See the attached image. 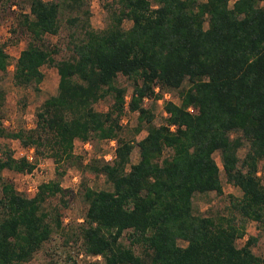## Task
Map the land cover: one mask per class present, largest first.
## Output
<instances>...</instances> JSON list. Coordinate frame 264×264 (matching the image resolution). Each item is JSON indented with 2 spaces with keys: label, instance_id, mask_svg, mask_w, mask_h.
Returning a JSON list of instances; mask_svg holds the SVG:
<instances>
[{
  "label": "trees",
  "instance_id": "16d2710c",
  "mask_svg": "<svg viewBox=\"0 0 264 264\" xmlns=\"http://www.w3.org/2000/svg\"><path fill=\"white\" fill-rule=\"evenodd\" d=\"M24 1L27 12L18 26L27 41L13 62L12 83L39 92L41 67L48 65L57 84L35 109L31 128L7 131L0 123V137L109 183V189L83 186L85 211L66 236L79 240L83 255L100 258L85 264H264V255L252 251L256 236L236 244L244 222L264 224L257 174L264 158V0H108L100 29L89 25L87 0ZM61 15L71 29L70 52L55 60V49L42 39L58 33ZM123 21L130 25L124 28ZM7 58L0 45V71ZM118 75L130 81L127 98ZM170 91L178 103L162 99ZM106 97L108 109L96 110ZM158 99L163 115L156 124ZM3 100L0 87V105ZM124 110L136 113L132 134L144 130L140 139L120 134ZM75 140H113L112 159L83 165L73 153ZM134 144L137 160L130 162ZM214 152L240 195H229L227 212L201 213L193 197L221 193ZM34 166L0 146V264L27 262L52 225L61 226L59 211L44 208L62 192L57 180L39 183L28 197L2 176L3 170L27 173ZM124 233L127 245L120 242Z\"/></svg>",
  "mask_w": 264,
  "mask_h": 264
},
{
  "label": "rangeland",
  "instance_id": "374dc122",
  "mask_svg": "<svg viewBox=\"0 0 264 264\" xmlns=\"http://www.w3.org/2000/svg\"><path fill=\"white\" fill-rule=\"evenodd\" d=\"M108 0H87L89 10V25L93 29H100L107 22V11L103 4ZM203 1V0H200ZM27 12L26 1L24 0H0V45L7 54V65L3 71H0V87L4 92V100L0 105V123L7 131L27 130L34 124V112L37 106L55 92L57 84V74L53 66L43 65L41 71L43 79L39 84V92H34L30 87H19L12 83L13 62L27 41V37L18 26V20L21 13ZM60 27L55 35H45L43 44L55 52L52 54L55 60L66 58L69 55V33L71 29L62 20ZM129 21H123L122 26L127 28ZM117 84L126 87V98L130 92V81L123 76L118 75ZM185 85V84H184ZM163 100H171L178 103L175 91L166 92ZM157 101L153 113L154 123L158 124L160 116L163 115L161 102ZM111 103L109 97L99 100L94 108L99 111L108 109ZM149 101H144L143 105H148ZM136 123V113L124 110L120 116L119 124L122 128L121 135L126 139L138 140L145 131H140L137 135L132 134V128ZM231 137L235 133L230 134ZM0 146L11 150L14 157L25 156L29 161L35 162L34 168L27 173H16L9 170H3L2 176L10 181L14 188L28 197L32 196L36 187L41 182L57 180L62 192L46 200L44 208L50 210L56 208L61 215V226L55 228L52 225V232L48 240L43 242L40 248L33 254L30 260L17 264H85L90 260H100L99 257L85 256L81 252L79 240H67L71 227L74 229V223L81 220L85 211L86 204L81 197L84 185L92 189H109V183L102 175H95L89 172L87 168H77L76 166L55 165L51 158L46 156H37L32 148L22 147L15 139L0 137ZM115 142L110 140H89L80 142L75 140L73 143V153L80 157L82 164H87L93 158H101L110 161L113 156ZM245 147L237 150L239 158L243 156ZM213 158L220 168L219 179L221 183V193L213 191L196 194L193 197V209L197 212H214L215 210L229 211V195L238 197L240 191L237 187L226 181L219 162L217 152L213 153ZM137 160V148L135 144L130 153V162ZM57 172H61L58 174ZM261 183L264 186V158L258 162V173ZM61 200V201H60ZM63 200V201H62ZM244 236L236 240L237 245H241L247 236H256L257 240L252 251L258 256L264 255V224L247 220L244 222ZM72 236V235H71ZM67 238V239H66ZM124 245L128 244L126 233L120 238ZM179 245H184L183 241H178ZM134 252H137L135 245L132 246Z\"/></svg>",
  "mask_w": 264,
  "mask_h": 264
},
{
  "label": "built area",
  "instance_id": "2783aa9c",
  "mask_svg": "<svg viewBox=\"0 0 264 264\" xmlns=\"http://www.w3.org/2000/svg\"><path fill=\"white\" fill-rule=\"evenodd\" d=\"M156 90H157V88H155V91H156ZM166 95H167V93L165 92V93H163V94H162V97H164V98H165V97H166ZM160 100H161V99H158L157 101H160Z\"/></svg>",
  "mask_w": 264,
  "mask_h": 264
},
{
  "label": "crops",
  "instance_id": "0c3cea01",
  "mask_svg": "<svg viewBox=\"0 0 264 264\" xmlns=\"http://www.w3.org/2000/svg\"><path fill=\"white\" fill-rule=\"evenodd\" d=\"M113 140H110V142H112Z\"/></svg>",
  "mask_w": 264,
  "mask_h": 264
}]
</instances>
